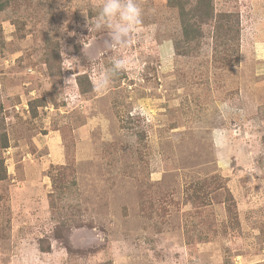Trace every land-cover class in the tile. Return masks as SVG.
<instances>
[{"label":"rangeland","instance_id":"obj_1","mask_svg":"<svg viewBox=\"0 0 264 264\" xmlns=\"http://www.w3.org/2000/svg\"><path fill=\"white\" fill-rule=\"evenodd\" d=\"M214 1L216 14L240 15V43L227 34L222 51L210 20L200 53L186 55L168 0H139L143 23L115 51L91 27L102 0H11L0 14V264H264V0ZM114 56L127 70L98 90Z\"/></svg>","mask_w":264,"mask_h":264},{"label":"trees","instance_id":"obj_2","mask_svg":"<svg viewBox=\"0 0 264 264\" xmlns=\"http://www.w3.org/2000/svg\"><path fill=\"white\" fill-rule=\"evenodd\" d=\"M170 6L178 7L179 20L181 25L180 38L177 40L175 46L179 54L187 51L186 55H198L197 52L201 48V39L203 36V26L210 23V20H214L213 31L216 38H220L223 43V50L225 51L224 37L231 35L234 32V36L231 39L234 40V44L240 43V29H239V17L240 15L235 11H223L215 12L214 0H197L195 4L188 6L186 0H168ZM11 4V0H0V14L5 11ZM238 15V16H237ZM227 23L225 24V22ZM230 22V24H229ZM223 37V39H222ZM44 51V61L48 65L49 73L51 75L60 76L61 74V56L60 47L58 42H54L47 38ZM234 50V48L232 49ZM226 60H233L232 55H226ZM82 92L86 91L84 88L89 84L87 77L80 76L78 81ZM30 110L32 114H37V107L44 105L43 100H33L30 102ZM9 147L7 133L4 132L0 135V151ZM7 178V167L4 160L0 158V180ZM74 184V182L72 183ZM54 188L65 186L63 182H60L58 178L53 181ZM47 251V250H46Z\"/></svg>","mask_w":264,"mask_h":264},{"label":"clouds","instance_id":"obj_3","mask_svg":"<svg viewBox=\"0 0 264 264\" xmlns=\"http://www.w3.org/2000/svg\"><path fill=\"white\" fill-rule=\"evenodd\" d=\"M85 15L87 13L85 12ZM143 9L139 0H102L91 27L96 31L106 30L108 33L107 47L115 51L127 46L134 34L143 23ZM128 60L122 56H114L109 65L103 68L96 80L98 90H106L113 79L127 70Z\"/></svg>","mask_w":264,"mask_h":264}]
</instances>
